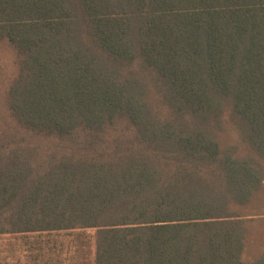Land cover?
I'll return each mask as SVG.
<instances>
[{"label": "trees", "instance_id": "1", "mask_svg": "<svg viewBox=\"0 0 264 264\" xmlns=\"http://www.w3.org/2000/svg\"><path fill=\"white\" fill-rule=\"evenodd\" d=\"M0 41L13 121L58 142L0 135L12 264H264V0H0Z\"/></svg>", "mask_w": 264, "mask_h": 264}, {"label": "rangeland", "instance_id": "2", "mask_svg": "<svg viewBox=\"0 0 264 264\" xmlns=\"http://www.w3.org/2000/svg\"><path fill=\"white\" fill-rule=\"evenodd\" d=\"M19 71L17 52L7 41H0V135L16 134L17 139H27L30 145L36 146L40 152V158L46 159L48 153L57 149L58 142L53 138L38 137L21 129L13 121L11 116L7 95L12 80ZM225 141L241 144L236 128L231 122L226 123V129L222 134ZM244 148V147H243ZM257 204L264 205V187L259 191ZM250 242L244 251L246 260H253L260 255L264 246V221L251 223L249 226ZM67 240L71 236L65 237ZM93 248V245L91 246ZM21 240L11 236L0 237V259L3 264H12L13 252L21 253ZM20 250V251H19Z\"/></svg>", "mask_w": 264, "mask_h": 264}]
</instances>
